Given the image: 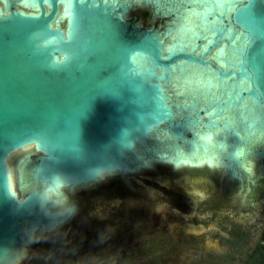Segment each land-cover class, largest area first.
<instances>
[{
    "label": "water",
    "instance_id": "water-1",
    "mask_svg": "<svg viewBox=\"0 0 264 264\" xmlns=\"http://www.w3.org/2000/svg\"><path fill=\"white\" fill-rule=\"evenodd\" d=\"M2 1L0 264L101 178L264 169V0Z\"/></svg>",
    "mask_w": 264,
    "mask_h": 264
},
{
    "label": "rangeland",
    "instance_id": "rangeland-1",
    "mask_svg": "<svg viewBox=\"0 0 264 264\" xmlns=\"http://www.w3.org/2000/svg\"><path fill=\"white\" fill-rule=\"evenodd\" d=\"M29 149L13 154L9 167L17 156ZM228 174L235 176L236 173ZM112 178L114 176L106 178L109 179L107 184ZM125 182L134 191L132 195L119 196L118 184L112 186L106 197L91 203L86 212L80 211L54 232L37 235L24 247L25 255L17 264H62L64 260L71 264H241L262 230L264 217L260 213L252 214L242 223L221 217L222 213L230 217L233 212L241 216L250 214L244 204L234 211H219L220 216L210 222L199 220L196 224L201 226L199 236H185L184 225H194L186 217L200 212L192 209L194 197L183 193L181 204L177 206L173 195L175 191H204L201 183H192L190 188L181 180L173 183L162 177L159 181L146 180L135 174L126 177ZM164 187L172 188L174 193L170 194ZM143 189L153 193L142 194ZM183 201L188 205H183ZM258 205L256 202L253 208ZM94 218L104 220L100 237H83V230ZM141 227L144 230L140 232ZM58 233L65 234L67 241L82 244V248L74 245V250L63 257L61 252L58 254L59 250L53 253L56 258L43 256L47 243Z\"/></svg>",
    "mask_w": 264,
    "mask_h": 264
},
{
    "label": "flooded vegetation",
    "instance_id": "flooded-vegetation-1",
    "mask_svg": "<svg viewBox=\"0 0 264 264\" xmlns=\"http://www.w3.org/2000/svg\"><path fill=\"white\" fill-rule=\"evenodd\" d=\"M6 5L0 0V8L4 9ZM135 175L141 176L146 180H158L163 178L165 181L171 183L178 180L184 181L188 184V187H192V183H201L204 187V191H194L193 189L187 192L173 191L172 188L164 187L170 194H176L174 196L173 203L179 206L181 204V197L185 194L186 196L194 197L195 206L192 207L195 211L200 213H194L191 217H186L188 222H193L194 225L189 227L185 224L183 235L197 237L199 236L201 226L196 225L199 220L210 222L214 217L220 216L219 211H234L237 207L242 208V205L249 207L250 214L247 215H228V213H222L221 217L227 219L230 222L242 223L252 214L260 213V216L264 217V207L261 210L260 206L264 205V169L261 170L259 167L253 173H245L235 178H229L228 176L222 175L217 170H208L207 168L202 169H188L181 168L174 170L171 165L157 166L152 169L143 170ZM121 179L119 176H114L109 183V179H101L98 182L92 183L86 187H79L72 193L66 195V202L72 207V215L70 220L81 212H86L88 206L94 201L99 202L104 199L112 186L118 184V195H132L134 191L126 186V177ZM152 191L145 192L143 189L142 194H152ZM184 193V194H183ZM139 194V192H137ZM145 195V196H146ZM133 201V200H132ZM258 203L257 208H253L255 203ZM132 203V202H131ZM253 204V205H252ZM183 205H188L187 202L183 201ZM207 211H210L206 213ZM89 216L88 214H86ZM245 216V217H244ZM186 221V222H187ZM187 222V223H188ZM104 224L103 219H92L83 230V237H100L101 227ZM144 227H141L138 231L141 232ZM149 236V235H148ZM53 237H67L65 234L58 233L54 234Z\"/></svg>",
    "mask_w": 264,
    "mask_h": 264
},
{
    "label": "trees",
    "instance_id": "trees-1",
    "mask_svg": "<svg viewBox=\"0 0 264 264\" xmlns=\"http://www.w3.org/2000/svg\"><path fill=\"white\" fill-rule=\"evenodd\" d=\"M264 240V222L262 230L259 233V237L251 248L246 258L241 264H264V245L262 241ZM74 245L78 248H82V244L77 243V241L68 240L64 237H54L50 242L47 243L45 252L43 256L50 255L52 258H56L53 253L58 251V254H61L63 257L65 254L68 255L71 251L74 250ZM47 252V253H46ZM61 252V253H59ZM46 253V254H45ZM62 264H71L70 262L64 260Z\"/></svg>",
    "mask_w": 264,
    "mask_h": 264
},
{
    "label": "bare ground",
    "instance_id": "bare-ground-1",
    "mask_svg": "<svg viewBox=\"0 0 264 264\" xmlns=\"http://www.w3.org/2000/svg\"><path fill=\"white\" fill-rule=\"evenodd\" d=\"M49 189H55V188L45 186L42 189V191L46 197L47 208H49V210L52 208H55L56 210H61V208H60L61 189H58L57 191H54L51 194H49V192H48ZM57 213H59V211Z\"/></svg>",
    "mask_w": 264,
    "mask_h": 264
},
{
    "label": "clouds",
    "instance_id": "clouds-1",
    "mask_svg": "<svg viewBox=\"0 0 264 264\" xmlns=\"http://www.w3.org/2000/svg\"><path fill=\"white\" fill-rule=\"evenodd\" d=\"M54 184L56 185L55 189H49L48 192L49 194H51L54 191H57L60 188H63L65 186V182L60 178V177H56L54 179Z\"/></svg>",
    "mask_w": 264,
    "mask_h": 264
},
{
    "label": "built area",
    "instance_id": "built-area-1",
    "mask_svg": "<svg viewBox=\"0 0 264 264\" xmlns=\"http://www.w3.org/2000/svg\"><path fill=\"white\" fill-rule=\"evenodd\" d=\"M262 244L264 245V240L262 241Z\"/></svg>",
    "mask_w": 264,
    "mask_h": 264
}]
</instances>
